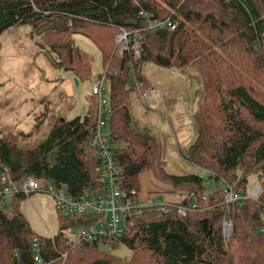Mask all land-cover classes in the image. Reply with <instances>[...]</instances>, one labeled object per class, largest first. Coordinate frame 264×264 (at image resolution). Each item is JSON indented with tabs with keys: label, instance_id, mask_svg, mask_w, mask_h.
<instances>
[{
	"label": "trees",
	"instance_id": "trees-1",
	"mask_svg": "<svg viewBox=\"0 0 264 264\" xmlns=\"http://www.w3.org/2000/svg\"><path fill=\"white\" fill-rule=\"evenodd\" d=\"M142 11L178 24L172 30L150 29ZM26 24L33 36L44 34L45 48L39 46L54 68L72 71L79 81L91 78L92 60L74 44L73 35H86L101 52L100 75L109 83L113 110L108 130L122 187L139 189L140 174L147 171L176 191L199 195L220 179L242 188L252 175L264 187V0H0V37ZM120 29L142 36L138 59L133 50L118 54L115 37ZM145 62L175 67L187 76L185 101L196 102L198 109L191 113L194 138L179 151L199 171L168 172L165 143L155 132L140 128L132 115L135 88L130 78L133 70L137 81L150 86L142 70ZM97 119L93 96L83 115L55 119L36 144L33 160H15L10 143L2 138L0 160L15 179L33 175L67 183L74 198L87 192L105 194L102 163L90 142ZM26 198L18 192L0 200V264H35V240L44 264H264L260 199L247 200L236 210L228 243L219 208L187 217H158L145 210L129 218L121 238L110 241L113 250L121 243L131 250V259L87 243L81 255L69 254L63 262L67 245L60 231L90 224L93 217L62 212L59 233L44 237L20 208Z\"/></svg>",
	"mask_w": 264,
	"mask_h": 264
},
{
	"label": "built area",
	"instance_id": "built-area-1",
	"mask_svg": "<svg viewBox=\"0 0 264 264\" xmlns=\"http://www.w3.org/2000/svg\"><path fill=\"white\" fill-rule=\"evenodd\" d=\"M140 15L148 18L150 29L176 28L177 20L170 18L153 19L149 13L142 11ZM142 38V36H139ZM138 36H134L130 30L120 29L116 36L117 52L123 55L129 50L134 51V59L141 54L142 44ZM130 81L135 88V96L144 106L158 109L164 105V93L162 89L147 87L141 81H137L136 74L132 70ZM92 95L97 104V122L91 127V145L99 154L101 176L105 180V194L85 193L80 198H74L67 183L57 184L51 180L38 179L31 176L15 179L10 173L9 167L0 160V200L14 197L18 192L26 196L32 193H47L53 197L57 211L66 214L89 215L91 223L84 226L64 227L60 231L65 238L67 249L63 251L62 258H67L70 253L82 251L87 243H98L104 248L111 249L110 241L119 239L128 228L129 218L134 214H141L145 210L153 211L158 217L175 214L177 217H187L194 211L206 212L213 208H219L223 213L222 228L225 243H228L234 234V213L243 207L247 200L260 199L264 206V187L257 179L253 185L246 183L244 187L237 188L225 179L215 184L209 183L212 190L199 195L195 191L185 190L170 191L169 193L156 194L142 198L140 190L127 189L119 183L118 166L114 160L116 147L113 145L108 124L113 110L110 103L109 83L104 75H97L91 86ZM219 184V185H218ZM264 231V228H260ZM35 264H44L40 246L37 240L34 242Z\"/></svg>",
	"mask_w": 264,
	"mask_h": 264
},
{
	"label": "rangeland",
	"instance_id": "rangeland-1",
	"mask_svg": "<svg viewBox=\"0 0 264 264\" xmlns=\"http://www.w3.org/2000/svg\"><path fill=\"white\" fill-rule=\"evenodd\" d=\"M27 25L29 24L19 27L15 26L12 27L13 29H11L13 31L16 30V32H19L16 34H23L26 29L30 27L29 26L26 28ZM11 29L2 33L0 37V139L2 138L10 143L15 160L17 159L22 163H25L34 159L37 153V150L35 149L36 144L44 140L55 119H57L58 116H62L61 118H66L64 113H62V107H59L60 104L68 107L69 105H72V103L69 101H64V97L58 95V97L55 99L48 101V108H43V110H41V107L34 104L33 100L29 98L30 93L23 97L24 99L20 98L14 102V95L17 96L23 93L24 86L26 89L28 88L29 78L24 77V75L21 74L22 71L24 68L27 70H32V68L36 66L33 56H31L30 53L26 54V48H24L25 43H20L19 46H16V51H13V49L10 47L9 32L12 31ZM31 30L29 31L28 29L26 34H24L26 35V42L31 44L33 51H37L38 54L43 53L49 61L46 51H43L39 46L42 43L43 48H45V39H42L44 34L41 33L39 35L33 36ZM28 31L31 33L32 38L29 37L30 35L27 33ZM117 34L118 32L116 33V36ZM75 44L81 46L83 49V54H86L92 60V62L94 61L96 67L95 69L94 65L92 64L90 73L91 78L84 82L79 81L80 86L78 88L81 90V94L83 96L84 93L88 91V89H91L93 84L92 80H94L97 75H100V71L102 70L100 68L102 67L101 52L86 35L83 36L76 34ZM18 50L20 52H18ZM55 70L57 71L59 69ZM142 70L144 73H146V80L150 83V86L148 87H160L164 93L166 92V95L164 97V105H160L158 109H152L147 105L143 106V104L137 100L135 94L132 96V102L130 101V109L131 112H135V115L138 118L137 120L139 127L140 125L145 127L146 122H150L151 125L149 127L152 129L151 131H154V134H156V136L161 139L163 143H165L166 151L164 159L167 163L166 170L168 172L182 174L191 173V171H199L193 164L185 159L179 151V147L182 149L188 147L194 138L195 130L191 113H193L195 109H198L197 103L195 102L192 108L189 106V109L186 110L181 104L184 100L183 95L182 101H171L170 99V97L174 94H184L187 92L188 80L186 74L175 67L171 69L163 66H156L152 62H145ZM159 77L167 79V82H156L157 78ZM150 79H152L153 82H151ZM93 96L94 95H92L91 92L89 102L93 99ZM30 97H34V95H31ZM179 98H181V96H179ZM257 179L258 177L252 175L250 176L248 183L253 185L257 182ZM208 188L209 190H212V187L209 185ZM139 190L140 196L144 199L148 198V196L169 193L170 191L174 190L176 191V189L172 188L168 182L158 179L150 171L140 174ZM33 194L35 193H32V195ZM52 200V196L47 193H43L42 197L39 198L38 201L36 200L34 202L35 209L32 210L33 219H31V222L32 227L38 233H45L44 226L39 222L40 216L45 222L49 223V226L53 231V227L51 226L52 222H50L48 219V209L53 210L50 204ZM62 212L64 213L63 210H61V213ZM54 213L56 212L54 211ZM61 213H56L57 219ZM58 228L59 227L56 229L60 231ZM99 248L112 251V253L118 255L120 258H124L125 260L131 259V250H129L122 243L117 249L114 250L108 249L107 247L104 248L101 245H99ZM82 253L83 251H80L77 254H70L77 257ZM62 260L64 262L65 258H62Z\"/></svg>",
	"mask_w": 264,
	"mask_h": 264
},
{
	"label": "crops",
	"instance_id": "crops-1",
	"mask_svg": "<svg viewBox=\"0 0 264 264\" xmlns=\"http://www.w3.org/2000/svg\"><path fill=\"white\" fill-rule=\"evenodd\" d=\"M29 26L30 25H27L26 28H28ZM28 29L30 31L31 26ZM28 29H26V31ZM26 31L23 34H21V33L16 34V33H19V32H16V30L15 31L12 30L9 32V34H10V47L13 49V51H16L17 48H15V47L19 46L20 43H25L24 48H26V54L30 53L31 56H33V60L35 62V66H36V67H33L32 70L31 69L27 70L26 68H24V70L22 71L21 74L24 75V77L29 78L28 79V82H29L28 88L26 89L24 86L23 93H21L20 95H17V96L14 95V102L16 100H19L20 98L27 96L28 93H30L29 98L31 100H33L34 104H36L37 106H40L41 110H43V108H45V109L48 108V106H47L48 101L55 99L56 97H58V95H61L64 97V101H69L72 103V105H69L68 107H66L65 105H62V104H60V106H59V107H62V109H63L62 113H64L66 119L73 120L74 117H76L78 115H83L87 110L88 102H89L90 96H91V89H88V91H86V93H84V95L82 96L81 90H79V88H78L80 86V83H79V80L76 81V78H77L76 75H74L72 71L71 72H69V71L64 72V71H60V70L56 71L54 69V67L52 66V64L48 61V59L45 57V55L43 53L38 54L37 51H35V50L33 51L31 48V44L27 43L25 40L26 35H24V34H26ZM29 31L27 33L30 35L29 37L32 38L31 33ZM75 35L73 36L74 44H75ZM75 45L78 46L77 44H75ZM78 47L83 52V49L81 48V46H78ZM18 52H20V51L18 50ZM92 64L94 65V68L96 69L94 61L92 62ZM16 72H21V71H16ZM150 81L153 82L152 79H150ZM161 81L167 82V79H163V78L159 77L156 80V82H158V83ZM31 95H34V97H30ZM182 95H183V98L185 100L186 93H184V94L181 93V94H177V95L174 94L170 97V99H171V101H174V100L182 101L183 100ZM179 96H181V98H179ZM78 98H79V100H78ZM183 101L181 104L184 106V108L186 110L189 109V106H191V108H192V106H194V102L188 103L186 101H184V102ZM41 113H44V112H41ZM132 115L138 124V120H137L138 118L136 117L135 112H132ZM145 125H146L145 127L141 126V125H140V127H144V128L148 127V129L152 130L151 127H149L151 125L150 122H146ZM42 195L43 194L36 193V194H33L31 197H28V198L21 201L20 208L22 209V211L26 215L28 222L31 224V227H32L31 219H33L32 210L35 209L34 208V202L36 200L38 201V199L41 198ZM50 204H51V207L53 210L48 209V211H49L48 219L50 220V222H52L51 226L53 227V231L51 230L49 223L45 222L41 216H40L39 222L44 226L45 233H38L32 227V229H34L37 234L44 236V237H53L55 234H57L59 232L56 229L57 227H59V222H58V219L56 217V213L58 211H57L56 207L54 206L53 200ZM54 211L56 213H54ZM58 229L60 230V228H58Z\"/></svg>",
	"mask_w": 264,
	"mask_h": 264
},
{
	"label": "water",
	"instance_id": "water-1",
	"mask_svg": "<svg viewBox=\"0 0 264 264\" xmlns=\"http://www.w3.org/2000/svg\"><path fill=\"white\" fill-rule=\"evenodd\" d=\"M76 81H78L77 78H76Z\"/></svg>",
	"mask_w": 264,
	"mask_h": 264
}]
</instances>
